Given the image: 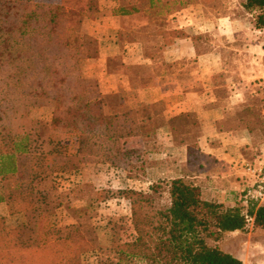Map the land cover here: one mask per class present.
I'll return each instance as SVG.
<instances>
[{
  "label": "trees",
  "instance_id": "16d2710c",
  "mask_svg": "<svg viewBox=\"0 0 264 264\" xmlns=\"http://www.w3.org/2000/svg\"><path fill=\"white\" fill-rule=\"evenodd\" d=\"M142 1L143 8L151 9L149 17L183 7H172L182 0H172L171 6L161 0ZM242 5L255 13V26L264 27V0H244ZM98 8L99 0H0V139L4 134L23 135L11 151L0 153V202L7 215L23 212L26 216L13 226L0 216V264H80L79 254L94 247L86 227L53 226L36 212V194L40 193L30 182L37 166L69 169L70 160L123 168L138 163L142 170L152 165L146 160L147 153L153 152L147 143L157 129L141 124L134 109L107 108L111 102L106 98L116 94L90 97L83 84L82 61L95 51L89 54L84 49L82 24L93 19ZM135 9L124 5L112 11L126 14ZM187 25L161 31L168 36H189L195 53H203L197 42L202 34L190 32ZM41 95L53 99L51 129L77 135L71 157L37 153L28 146L33 120L24 112L22 97ZM195 119V112L189 111L167 121L173 141L186 145L191 163L201 160L199 135L190 143L177 139V133L186 129L188 121L200 126ZM252 121L261 123L257 116L238 117L235 128L250 131ZM130 137L145 140L141 147L124 146L123 140ZM119 192L129 201L133 234L98 245L96 264H245L206 238L217 241L225 231L243 230L249 219L254 226L264 227V205L206 199L198 185L182 177L152 182L146 191L123 188Z\"/></svg>",
  "mask_w": 264,
  "mask_h": 264
},
{
  "label": "rangeland",
  "instance_id": "374dc122",
  "mask_svg": "<svg viewBox=\"0 0 264 264\" xmlns=\"http://www.w3.org/2000/svg\"><path fill=\"white\" fill-rule=\"evenodd\" d=\"M130 1L132 0H122L124 3ZM137 1L141 7L145 6L142 0ZM161 1L171 6L172 0ZM182 2V4L176 2L172 7L183 6L190 9L188 12L191 14L184 16L183 20H187L190 32L202 34L197 40L199 48L204 51L205 58H211V76L208 75L209 71L204 73L205 78L201 83L206 85L205 87L210 86L209 97L215 96L217 103L223 106L219 130L227 136L229 131L238 129L235 128L238 117L253 119L259 117L260 124L256 121L251 122L252 130L242 128L249 133L245 138L246 145L241 148L245 160H240L239 163L262 160L259 154L262 153L261 147L264 148V74L262 73L264 27L255 26V13H250L243 7L244 0H182ZM167 26L166 15H153L149 17L147 35L154 34L157 30H165ZM136 31L135 28L133 33ZM82 32L84 49L89 54L93 53L96 49L95 38L85 34L83 30ZM205 58L202 60H206ZM174 63H179L178 67L181 68L187 65V60L179 59ZM82 80L88 96H95L94 80L83 74ZM22 98L24 112L33 120L28 139L29 148L37 153L47 151L67 157L75 154L77 135L71 131L51 129L53 99L47 95ZM106 101L111 102L107 108L119 109V95L108 97ZM150 106L153 110L152 116L156 118L155 122H150V126L157 129L155 124L160 121L162 107L160 103ZM135 112L139 121L141 113L139 109ZM195 114L197 118L195 120L199 121L200 126L196 124L191 126L188 121L186 129L177 133V139H187L192 143L196 135L202 132V116ZM147 123L145 126H148ZM22 136L15 133L4 134L0 139V153L11 151L15 141ZM161 140L154 135L147 143V148H152L155 152L147 153L146 160L152 162L154 166L165 165L166 162L164 155L156 151L159 147L167 145ZM123 142L124 146L143 145V142L135 137L124 139ZM179 152L180 150L176 149L170 154V156H178L173 161L174 164L179 163L181 158ZM67 164L72 165V168L50 170L44 167V164L42 168L37 166L38 171H35L32 183L30 182L31 186L40 193L38 196L36 194L35 210L44 214V218L53 226L63 227L73 224L86 227L94 247L82 251L78 260L80 264H96L99 257L98 245L106 246L115 238L129 239L133 234L129 201L122 197L119 191L123 188L146 191L150 183L169 178L162 172L151 171L149 168L151 165L145 166L142 170L138 163H131L129 168L115 167L106 162L93 160L81 162L70 160ZM2 183L0 181V191ZM2 215L8 226L26 220L23 212L18 216L5 214L4 205L0 203V216ZM86 237H88L87 233ZM206 241L239 257L245 264H264V227L254 226L251 219L243 230L225 231L217 241L211 238H206Z\"/></svg>",
  "mask_w": 264,
  "mask_h": 264
},
{
  "label": "crops",
  "instance_id": "0c3cea01",
  "mask_svg": "<svg viewBox=\"0 0 264 264\" xmlns=\"http://www.w3.org/2000/svg\"><path fill=\"white\" fill-rule=\"evenodd\" d=\"M124 5H134L136 9L126 14L113 13L112 8ZM150 11L137 0L127 3L99 0L96 16L82 24V30L96 41L94 54L82 61V74L94 80L95 95H119V110L139 109V122L143 125L155 122L150 105L160 103L161 118L155 124L156 135L167 145L157 151L164 155L166 162L151 165V171L162 172L168 178L182 177L198 185L204 198L233 204L242 185L243 170L239 161L245 160L241 148L246 145L249 132L238 128L229 131L227 136L222 134L218 121L223 117V106L215 96L209 97L210 86L201 83L204 73L209 71L211 76V58L196 54L187 35L168 36L161 30L147 35ZM188 11L189 8L182 7L166 13L165 29L184 28L187 20L183 17L191 14ZM135 28L137 31L133 33ZM179 59H186L187 65L179 68L180 64L174 63ZM189 111L202 116L203 130L197 143L204 158L197 163L187 161L186 145L173 141L167 124L169 117ZM176 149L180 150L181 158L174 164L178 156L170 154ZM261 151L259 156L264 160L263 147Z\"/></svg>",
  "mask_w": 264,
  "mask_h": 264
},
{
  "label": "built area",
  "instance_id": "2783aa9c",
  "mask_svg": "<svg viewBox=\"0 0 264 264\" xmlns=\"http://www.w3.org/2000/svg\"><path fill=\"white\" fill-rule=\"evenodd\" d=\"M240 165L243 175L237 199L244 206L264 205V160L243 161Z\"/></svg>",
  "mask_w": 264,
  "mask_h": 264
}]
</instances>
